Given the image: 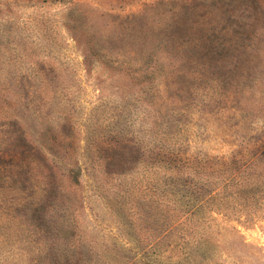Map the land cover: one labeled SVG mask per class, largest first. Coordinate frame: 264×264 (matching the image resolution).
<instances>
[{
  "label": "rangeland",
  "instance_id": "obj_1",
  "mask_svg": "<svg viewBox=\"0 0 264 264\" xmlns=\"http://www.w3.org/2000/svg\"><path fill=\"white\" fill-rule=\"evenodd\" d=\"M0 264H264V0H0Z\"/></svg>",
  "mask_w": 264,
  "mask_h": 264
},
{
  "label": "trees",
  "instance_id": "obj_2",
  "mask_svg": "<svg viewBox=\"0 0 264 264\" xmlns=\"http://www.w3.org/2000/svg\"><path fill=\"white\" fill-rule=\"evenodd\" d=\"M143 69L145 68L139 65L134 71L145 74L146 70ZM254 166L257 167L256 164H254L253 167ZM161 170L165 179L171 181L174 185L188 186L192 184L193 187H196V193L199 194V196L206 197V202H216L217 200L230 197L232 201H238V204L243 206L245 200L243 188L230 192L228 195L221 196L222 191L224 192L239 184L242 185L243 182L239 181L238 175H230L226 171H212L184 165L172 167L165 166L161 168ZM254 177H256L255 173L253 174V178ZM257 182L259 181L257 180L256 183Z\"/></svg>",
  "mask_w": 264,
  "mask_h": 264
}]
</instances>
